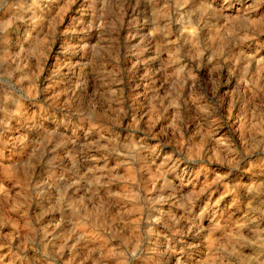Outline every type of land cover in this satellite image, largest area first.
<instances>
[{"label":"rangeland","instance_id":"rangeland-1","mask_svg":"<svg viewBox=\"0 0 264 264\" xmlns=\"http://www.w3.org/2000/svg\"><path fill=\"white\" fill-rule=\"evenodd\" d=\"M0 264H264V0H0Z\"/></svg>","mask_w":264,"mask_h":264}]
</instances>
